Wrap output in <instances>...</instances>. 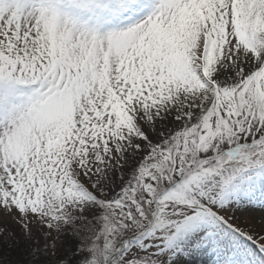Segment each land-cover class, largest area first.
Listing matches in <instances>:
<instances>
[{
	"label": "snow or ice",
	"instance_id": "snow-or-ice-1",
	"mask_svg": "<svg viewBox=\"0 0 264 264\" xmlns=\"http://www.w3.org/2000/svg\"><path fill=\"white\" fill-rule=\"evenodd\" d=\"M0 264H264V0H0Z\"/></svg>",
	"mask_w": 264,
	"mask_h": 264
},
{
	"label": "rangeland",
	"instance_id": "rangeland-1",
	"mask_svg": "<svg viewBox=\"0 0 264 264\" xmlns=\"http://www.w3.org/2000/svg\"><path fill=\"white\" fill-rule=\"evenodd\" d=\"M243 222V221H242Z\"/></svg>",
	"mask_w": 264,
	"mask_h": 264
}]
</instances>
